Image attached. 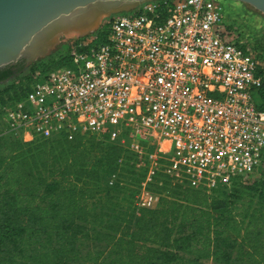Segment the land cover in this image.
Returning a JSON list of instances; mask_svg holds the SVG:
<instances>
[{"label": "built area", "instance_id": "1", "mask_svg": "<svg viewBox=\"0 0 264 264\" xmlns=\"http://www.w3.org/2000/svg\"><path fill=\"white\" fill-rule=\"evenodd\" d=\"M262 16L232 0H148L104 17L62 67L21 72L29 91L2 97L0 132L117 143L129 159L108 185L132 189L137 209H156L165 181L208 195L250 181L264 160Z\"/></svg>", "mask_w": 264, "mask_h": 264}, {"label": "trees", "instance_id": "2", "mask_svg": "<svg viewBox=\"0 0 264 264\" xmlns=\"http://www.w3.org/2000/svg\"><path fill=\"white\" fill-rule=\"evenodd\" d=\"M65 54L28 71L62 67ZM20 70L0 72V100L29 91ZM119 159L124 170L128 153L90 135L0 132V264H264V177L210 195L165 181L158 207L137 209L132 189L108 185Z\"/></svg>", "mask_w": 264, "mask_h": 264}, {"label": "water", "instance_id": "3", "mask_svg": "<svg viewBox=\"0 0 264 264\" xmlns=\"http://www.w3.org/2000/svg\"><path fill=\"white\" fill-rule=\"evenodd\" d=\"M148 0H0V68L26 66L53 49L56 37L93 32L100 19ZM264 16V0H232ZM101 15H104L102 18Z\"/></svg>", "mask_w": 264, "mask_h": 264}, {"label": "rangeland", "instance_id": "4", "mask_svg": "<svg viewBox=\"0 0 264 264\" xmlns=\"http://www.w3.org/2000/svg\"><path fill=\"white\" fill-rule=\"evenodd\" d=\"M103 16L104 15H102L100 18H102ZM262 18H263V20H261V24L260 23L257 24L256 28L260 29L258 33H260V36H261V37L259 36V40H260V45H261L262 52H263L261 58H262V61H263V64H264V17L262 16ZM238 19H241V16H238ZM101 20L102 19H100L99 22ZM99 22H98V24H99ZM100 33H106V28L102 27L99 30V32L96 35H94V39H93L92 43H96L98 35ZM79 36L80 35H78V34H74V35H59V36H57L53 49L50 50L49 53L46 54L45 56L35 59L28 66L23 64L22 72H26L29 67H31V66H33V65H35V64H37V63H39L41 61L47 62V61H49L51 59L53 60V59L59 58L60 54L65 53L66 50L68 49L69 45L71 44V42L73 40H75L76 38H78ZM263 177H264V160H263L262 166H261L260 171L258 172V174H256V175L254 174L253 176H251V178L249 179L250 181H247V182H254V181L260 180Z\"/></svg>", "mask_w": 264, "mask_h": 264}, {"label": "flooded vegetation", "instance_id": "5", "mask_svg": "<svg viewBox=\"0 0 264 264\" xmlns=\"http://www.w3.org/2000/svg\"><path fill=\"white\" fill-rule=\"evenodd\" d=\"M257 44H258V46H259V48L261 50V54H263L259 38L257 39ZM23 64L24 63L22 61H19V62L15 63V64L7 65V66H5L3 68H0V72H3L4 70H7V69H10L11 71L16 72V71L20 70V67L23 66ZM20 71L22 72V70H20Z\"/></svg>", "mask_w": 264, "mask_h": 264}, {"label": "bare ground", "instance_id": "6", "mask_svg": "<svg viewBox=\"0 0 264 264\" xmlns=\"http://www.w3.org/2000/svg\"><path fill=\"white\" fill-rule=\"evenodd\" d=\"M102 16V15H101ZM74 34H77V33H72V34H70V35H74Z\"/></svg>", "mask_w": 264, "mask_h": 264}]
</instances>
